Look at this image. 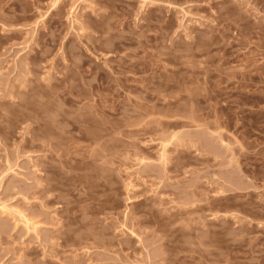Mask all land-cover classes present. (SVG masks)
I'll list each match as a JSON object with an SVG mask.
<instances>
[{
	"label": "rangeland",
	"instance_id": "374dc122",
	"mask_svg": "<svg viewBox=\"0 0 264 264\" xmlns=\"http://www.w3.org/2000/svg\"><path fill=\"white\" fill-rule=\"evenodd\" d=\"M52 4L0 0V264H264V0Z\"/></svg>",
	"mask_w": 264,
	"mask_h": 264
},
{
	"label": "bare ground",
	"instance_id": "6f19581e",
	"mask_svg": "<svg viewBox=\"0 0 264 264\" xmlns=\"http://www.w3.org/2000/svg\"><path fill=\"white\" fill-rule=\"evenodd\" d=\"M61 2H62V0H53L52 9H51L50 11L55 10V8H57V7L60 5ZM95 135H96V134H95ZM174 136H175V135H174ZM95 137H96V136H95ZM95 137H94V138H95ZM90 138L92 139L93 136H92V137L90 136ZM88 139H89V138H88ZM92 140H93V139H92ZM95 140H96V139H95ZM162 147H163V146H162ZM160 157H161L162 159H164V157H166V156H165V151H164V149H163V151H162ZM162 159H161V160H162ZM0 189H1V180H0ZM7 209H10L9 206H8L6 203L1 202V204H0V211H2V212L9 211V210H7ZM14 212H15L16 214H18V216L20 217L21 222H22L27 228H29V229L31 228V230L37 231L39 225H38V223H37L36 221H34V220H32L31 218H29L25 213H23L22 211H20V210H18V209H16Z\"/></svg>",
	"mask_w": 264,
	"mask_h": 264
}]
</instances>
